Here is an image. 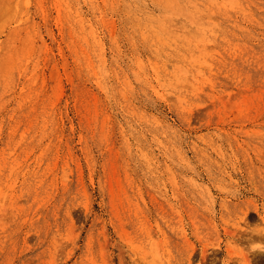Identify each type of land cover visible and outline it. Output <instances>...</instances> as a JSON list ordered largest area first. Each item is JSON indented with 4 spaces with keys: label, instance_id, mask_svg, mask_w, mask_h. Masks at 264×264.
Here are the masks:
<instances>
[{
    "label": "rangeland",
    "instance_id": "1",
    "mask_svg": "<svg viewBox=\"0 0 264 264\" xmlns=\"http://www.w3.org/2000/svg\"><path fill=\"white\" fill-rule=\"evenodd\" d=\"M10 1L0 264H264V0Z\"/></svg>",
    "mask_w": 264,
    "mask_h": 264
},
{
    "label": "bare ground",
    "instance_id": "2",
    "mask_svg": "<svg viewBox=\"0 0 264 264\" xmlns=\"http://www.w3.org/2000/svg\"><path fill=\"white\" fill-rule=\"evenodd\" d=\"M26 1H27V0H26ZM95 1H96V0H95ZM101 1H102V0H101ZM111 1H112V0H111ZM129 1H130V0H129ZM129 1H128V2H129ZM152 1H153V0H152ZM10 2H12V0H11ZM91 2H92V1H91ZM91 2H90V3H91ZM153 2L155 3V0H154ZM161 2H162V1H161ZM164 2H165V1H164ZM107 3H108V1H107ZM110 3H111V2H110ZM113 3H114V2H113ZM126 3H127V2H125L124 4H126ZM134 3H138L137 0H136V2H134ZM7 4H8V3H7ZM7 4H4V5H7ZM25 4H26V3H25ZM124 4H123V5H124ZM140 4H141V3H140ZM157 4H158V3L156 2V5H157ZM163 4H164V3H163ZM166 4H167V1H166ZM2 5H3V4H2ZM8 5H9V6H10V5L12 6V3H11V4H8ZM90 5H91V4H90ZM95 5H96V4H95ZM107 5H108V4H107ZM110 5H111V4H110ZM134 5H136V4H134ZM134 5H133V6H134ZM104 6H105V5H104ZM121 6H122V4H121ZM124 6H126V5H124ZM124 6H123V7H124ZM129 6H130V5H129ZM142 6H143V5H142ZM157 6H158V5H157ZM92 7H93V6H92ZM127 7H128V5H127ZM138 7H139V6H138ZM144 7H145V6H144ZM8 8H9V7H8ZM74 8H75V7H74ZM120 8H121V7H120ZM124 8H125V7H124ZM124 8H122V9H124ZM129 8L131 9V7H129ZM136 8H137V7H136ZM139 8H140V7H139ZM93 9H94V7H93ZM137 9H138V8H137ZM3 10H4V8H3ZM8 10H10V8H9ZM14 10H15V8H14ZM17 10H18V9H17ZM22 10H23V9H22ZM124 10H125V9H124ZM144 10H145V9H144ZM73 11H74V10H73ZM141 11H143V10H141ZM141 11H140V12H141ZM5 12H6V11H5ZM10 12H11V11H10ZM24 12L26 13V11H24ZM27 12H28V11H27ZM97 12H98V11H97ZM126 12H127V9H126ZM129 12H130V11H129ZM131 12H132V11H131ZM135 12H137V11H135ZM144 12H145V11H144ZM79 14H80V13H79ZM100 14H101V13H100ZM3 16H4V15H3ZM73 17H75V16H73ZM77 17H78V16H77ZM84 17H85V15H84ZM14 18H15V17H14ZM11 19H12V18H11ZM27 19H28V18H27ZM65 19H66V18H65ZM83 19H84V18H83ZM86 19H87V18H86ZM77 20H78V19H76V21H77ZM0 21H1V20H0ZM6 21H7V20H6ZM11 21H12V20H11ZM74 21H75V20H74ZM79 21H80V20H79ZM79 21H78V23H79ZM84 21H85V19H84ZM84 21H83V22H84ZM26 22H27V21H26ZM20 23H21V22H20ZM87 23H88V22H87ZM5 24H6V23H5ZM76 24H77V23H76ZM1 25H2V24H1ZM26 25H27V24H26ZM77 25H78V24H77ZM80 25H81V24H80ZM86 26H87V25H86ZM17 27H18V26H17ZM20 27H21V25H20ZM15 28H16V27H15ZM25 28H26V26H25ZM75 28H76V27H75ZM87 28H88V27H87ZM17 29H18V28H17ZM26 29H27V28H26ZM31 29H32V28H31ZM33 29H35V28H33ZM78 29H80V28H78ZM81 29H82V27H81ZM81 29H80V30H81ZM18 30H19V29H18ZM20 30H21V29H20ZM74 30H75V29H74ZM74 30H73V31H74ZM76 30H77V29H76ZM76 30H75V32H76ZM80 30H79V31H80ZM86 30H87V29H86ZM5 31H6V30H5ZM25 31H28V30H25ZM25 31H23V32H25ZM34 31L36 32V30H34ZM82 31H83V30H82ZM82 31H81V32H82ZM2 32H4V31H2ZM8 32H9V31H8ZM28 32H29V31H28ZM84 32H85V31H84ZM10 33H11V32H10ZM16 33H19V32H16ZM78 33H79V32H78ZM82 33H83V32H82ZM82 33H81V34H82ZM85 33H86V32H85ZM23 34H24V33H23ZM27 35H29V34H27ZM78 35H80V33H79ZM83 35H84V34H83ZM9 36H11V35H9ZM14 36L16 37V35H14ZM74 36H75V35H74ZM87 36H88V35H87ZM25 37H26V35H25ZM81 37H82V36H81ZM6 38H7V37H6ZM28 38H29V37H28ZM21 39H22V38H21ZM23 39H24V38H23ZM26 39H27V38H26ZM26 39H24V40H26ZM34 39H35V38H34ZM76 39H77V38H76ZM27 40H28V39H27ZM27 40H26V41H27ZM1 41H3V40H1ZM13 41H14V40H13ZM18 41H19V40H18ZM16 42H17V41H16ZM20 42H21V41H20ZM29 42H30V41H29ZM0 43H1V42H0ZM3 43H4V42H2V44H3ZM6 43L8 44V42H6ZM9 43H10V42H9ZM22 43H24V42H22ZM74 43H75V42H74ZM76 43H78V42H76ZM76 43H75V44H76ZM27 44H28V43H27ZM30 44H31V43H30ZM32 44H33V43H32ZM69 44H70V43H69ZM71 44L73 45V43H71ZM71 44H70V45H71ZM75 44L73 45L74 47H75ZM86 44H87V43H86ZM9 45H10V47L12 46L11 43H10ZM13 45H14V44H13ZM78 45H79V44H78ZM27 46H28V45H27ZM33 46H34V45H33ZM79 46H82V45H79ZM7 47H9V46H7ZM77 47H78V46H77ZM84 47H85V46H84ZM15 48H16V47H15ZM32 48H33V47H31V49H32ZM72 48H73V47H72ZM5 49H6V48H5ZM5 49H4V50H5ZM25 49H26V47H25ZM25 49H24V50H25ZM28 49H29V48H28ZM33 49H34V48H33ZM83 49H84V48H83ZM12 50H13V49H12ZM15 50H16V49H15ZM72 50H73V49H72ZM76 50H77V49H76ZM6 51H7V50H6ZM27 51H28V50H27ZM9 52H10V51H9ZM11 52H12V51H11ZM29 52L31 53V50H30ZM32 52H33V51H32ZM76 52H77V51H76ZM87 52H88V51H87ZM3 53L5 54L6 52L3 51ZM25 53H26V52H25ZM83 53L85 54V52H83ZM83 53H81V54H83ZM6 54H7V53H6ZM74 54H75V52H74ZM74 54H73V55H74ZM87 54H88V53H87ZM87 54H86V55H87ZM11 55H12V54H11ZM14 55H15V54H14ZM17 55H18V54H17ZM78 55H79V54H78ZM18 56H19V55H18ZM29 56H30V55H29ZM79 56H80V55H79ZM83 56H84V55H83ZM2 57H4V55H3ZM15 57H17V56H15ZM22 57L24 58L23 55H22ZM22 57H21V58H22ZM75 57H76V56H75ZM85 57H86V56H85ZM85 57H83V58H85ZM4 58H5L4 60L8 61V60L6 59V57H4ZM7 58H8V57H7ZM73 59H74V58H73ZM78 59H79V58H78ZM85 59H86V58H85ZM1 60H2V59H1ZM17 60H18V59H17ZM17 60H16V61H17ZM12 61H13V59H12ZM75 61H76V59H75ZM82 61H83V60H82ZM2 62H3V60H2ZM13 62H14V61H13ZM24 62H25V61H24ZM83 62H84V61H83ZM86 62H87V60H86ZM3 63H4V65H5V61H4ZM9 63H10V62H9ZM77 63H78V62H77ZM79 63H80V62H79ZM11 64L13 65V63H10V65H11ZM23 64H24V63H23ZM25 64H26V63H25ZM86 64H87V63H86ZM4 65H2V67H3ZM79 65H80V64H79ZM13 66H14V65H13ZM86 66H87V65H86ZM6 67H8V66H6ZM10 67H11V66H10ZM15 67H16V65H15ZM3 68H5V66H4ZM3 68H1V69H3ZM23 68H24V66H23ZM23 68H22V70H23ZM81 68H83V67L81 66ZM11 69H13V68H11ZM15 69H17V68H15ZM24 69H25V68H24ZM79 69H80V68H79ZM18 70H19V69H18ZM80 70H81V69H80ZM84 70H85V69H84ZM5 71H6V70H5ZM7 71H8V68H7ZM20 71H21V70H20ZM3 72H4V69H3ZM8 72H9V71H8ZM11 72H12V71H11ZM18 72H19V71H18ZM18 72H17V73H18ZM21 72H22V71H21ZM21 72H20V73H21ZM2 74H3V73H2ZM2 74H1V75H2ZM12 74H13V72H12ZM12 74H11V75H12ZM83 75H84V74H83ZM8 76H9V75H8ZM8 76H7V77H8ZM85 76H86V75H85ZM4 77H6V76L4 75ZM9 77H10V76H9ZM12 77H13V76H12ZM0 78H1V77H0ZM9 79L12 80V78H9ZM7 80H8V79H7ZM87 80H88V79H87ZM2 81H3V80H2ZM5 81H6V79H5ZM12 81H13V80H12ZM12 81H11V82H12ZM3 82H4V81H3ZM13 83H14V82H13ZM29 83H30V82H29ZM1 84H2V83H1ZM5 84H6V83H5ZM10 84H11V83H10ZM27 84H28V82H27ZM25 85H26V84H25ZM32 85H33V84H32ZM27 87H29V86H27ZM6 88H7V87H6ZM1 89H2V88H1ZM7 89H9V88H7ZM29 89H30V88H29ZM5 90H6V89H5ZM6 91H8V90H6ZM27 91H28V90H27ZM32 91H33V90H32ZM10 92H11V91H10ZM25 92H26V91H25ZM36 92H37V91H36ZM5 93H6V92H5ZM27 93H28V92H27ZM27 93H26V94H27ZM30 93H31V92H30ZM39 93H40V91H39ZM42 93H43V92H42ZM82 93H84V92H82ZM35 94H36V93H35ZM4 95H5V94H4ZM6 95H8V94H6ZM30 95H31V94H30ZM84 95L86 96V93H85ZM22 96H23V95H22ZM25 96H27V95H25ZM25 96H24V97H25ZM37 96H38V95H37ZM37 96H36V98H37ZM46 96H47V95H46ZM81 96H82V95H81ZM27 97H28V96H27ZM48 97H49V96H48ZM79 97H80V96H79ZM82 97H83V96H82ZM2 98H3V97H2ZM10 98H11V97H10ZM30 98H32V97H30ZM42 98H43V97H42ZM5 99H6V98H4V100H5ZM20 99H21V98H20ZM46 99H47V98H46ZM84 99H86V98H84ZM1 100H3V99H1ZM1 100H0V101H1ZM25 100H26V99H25ZM42 100H43V99H42ZM49 100H50V99H49ZM28 101H29V100H28ZM35 101H36V99H35ZM40 101H41V100H40ZM43 101H44V100H43ZM46 101H47V100H46ZM83 101H84V100H83ZM86 101H88V100L86 99ZM1 102H2V101H1ZM8 102H9V101H8ZM20 102H21V101H20ZM41 102H42V101H41ZM47 102H48V101H47ZM6 103H7V102H6ZM17 103H18V101H17ZM35 103L37 104V102H35ZM38 103H39V102H38ZM45 103H46V102H44V104H45ZM48 103H49V102H48ZM87 103H88V102H87ZM18 104H19V103H18ZM18 104H17V105H18ZM20 104H22V103H20ZM23 104H24V103H23ZM23 104H22V105H23ZM26 104H28V103H26ZM41 104H42V103H41ZM83 104H84V103H83ZM7 105H9V104L7 103ZM49 105H50V104H49ZM49 105H48V107H49ZM85 105H86V104H85ZM15 106H16V105H15ZM31 106H32V105H31ZM35 106H36V105H35ZM42 106H43V105H42ZM44 106H45V105H44ZM46 106H47V105H46ZM79 106H80V105H79ZM87 106H88V105H87ZM87 106H86V107H87ZM9 107H10V106H9ZM21 107H22V106H21ZM39 107H40V105H39ZM52 107H53V106H52ZM82 107H83V106H82ZM3 108H4V107H3ZM5 108H6V107H5ZM23 108H24V107H23ZM33 108H34V107H33ZM36 108H37V107H36ZM44 108H45V107H44ZM44 108H43V109H44ZM87 108H88V107H87ZM87 108H86V111H87ZM31 109H32V108H31ZM41 109H42V108H41ZM45 109H46V108H45ZM78 109H79V108H78ZM3 110L5 111V109H3ZM3 110H2V111H3ZM7 110H9V109H7ZM7 110H6V111H7ZM54 110H55V109H54ZM79 110H80V109H79ZM83 110H84V109H83ZM6 111H5V112H6ZM17 111H18V110H17ZM25 111H26V110H25ZM34 111H35V110H34ZM37 111H38V110H37ZM39 111H40V110H39ZM41 111H42V110H41ZM41 111H40V112H41ZM15 112H16V111H15ZM20 112H21V111H20ZM30 112H31V111H30ZM40 112H39V113H40ZM42 112H43V111H42ZM47 112H48V110H47ZM49 112H50V111H49ZM83 112H84V111H83ZM83 112H82V113H83ZM13 113H14V112H13ZM28 113H29V110H28ZM45 113H46V111H45ZM45 113H44V114H45ZM54 113H55V111L53 112V114H54ZM80 113H81V111H80ZM86 113H87V112H86ZM35 114H36V111H35ZM46 114H47V113H46ZM17 115H18V113H17ZM26 115H27V114H26ZM47 115H48V114H47ZM86 115H87V114H86ZM9 116H10V115H9ZM29 116H30V115H29ZM37 116H38V115H37ZM42 116H43V114H42ZM15 117H16V116H15ZM27 117H28V116H27ZM33 117H34V116H33ZM44 117H45V116H44ZM10 118H11V116H10ZM25 118H26V117H25ZM30 118H32V115H31ZM41 118H42V117H41ZM45 118H46V117H45ZM38 119H39V118H38ZM18 120H20V119L18 118ZM33 120H35V119H33ZM39 120H40V119H39ZM43 120H44V118H43ZM45 120H46V119H45ZM10 121H11V119H10ZM27 121H28V120H27ZM35 121H36V120H35ZM40 121H42V120H40ZM7 122H8V121H7ZM15 122H16V121H15ZM18 122H19V121H18ZM18 122H17V123H18ZM28 122H29V121H28ZM28 122H27V124H28ZM37 122H38V121H37ZM48 122H49V121H48ZM29 123H30V122H29ZM34 123H35V122H34ZM34 123H33V124H34ZM40 123H41V122H40ZM25 124H26V123H25ZM25 124L23 123V125H22V124H21V125L24 126ZM31 124H32V123H31ZM28 125H29V124H28ZM42 125H43V123H42ZM44 125H46V124H44ZM0 126H1V125H0ZM15 126H16V125H15ZM34 126H35V125H34ZM38 126H39V125H38ZM27 127H28V126H27ZM36 127H37V126H36ZM40 127H41V126H40ZM42 127H43V126H42ZM45 127H46V126H45ZM24 128H25V127H24ZM26 129H27V128H26Z\"/></svg>",
    "mask_w": 264,
    "mask_h": 264
}]
</instances>
